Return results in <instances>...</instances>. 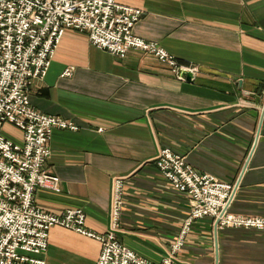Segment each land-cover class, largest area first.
Returning a JSON list of instances; mask_svg holds the SVG:
<instances>
[{"label":"crops","instance_id":"obj_1","mask_svg":"<svg viewBox=\"0 0 264 264\" xmlns=\"http://www.w3.org/2000/svg\"><path fill=\"white\" fill-rule=\"evenodd\" d=\"M141 9L133 33L155 42L189 71L180 78L153 55H113L86 32L65 30L50 67L29 89L32 106L74 123L53 129L45 167L58 190L35 202L60 214L80 209L86 227H109L111 187L123 177L117 239L159 264L188 216V196L154 164L162 148L200 172L234 184L231 214L264 218V0H116ZM70 76H64L66 69ZM4 135L21 133L4 125ZM197 220L177 264H264V231ZM98 241L61 227L49 230L46 264H96Z\"/></svg>","mask_w":264,"mask_h":264},{"label":"built area","instance_id":"obj_2","mask_svg":"<svg viewBox=\"0 0 264 264\" xmlns=\"http://www.w3.org/2000/svg\"><path fill=\"white\" fill-rule=\"evenodd\" d=\"M141 9L116 0H0V264H46L43 258L49 230L61 227L98 241L96 264H154L122 245L116 233L124 205L123 177L111 187L109 227L103 234L89 230L80 209L60 214L35 202L37 189L58 190L59 178L47 171L53 129L77 130L69 120L36 110L29 89L42 79L67 29L86 32L90 43L113 55L131 49L153 55L175 74L187 69L155 42L133 33ZM66 69L64 76H70ZM20 131L21 142L6 137L4 125ZM154 164L163 177L190 201V210L175 241L159 264H177L192 225L204 218L218 219V227L264 231V218L231 214L227 206L234 184L200 172L181 155L162 148Z\"/></svg>","mask_w":264,"mask_h":264},{"label":"water","instance_id":"obj_3","mask_svg":"<svg viewBox=\"0 0 264 264\" xmlns=\"http://www.w3.org/2000/svg\"><path fill=\"white\" fill-rule=\"evenodd\" d=\"M177 76L180 77V78H185V79L189 80V79H191L192 74L189 71L180 70L178 72ZM217 224H218V219H216L215 220V223H214V232H215V235H216V231H217Z\"/></svg>","mask_w":264,"mask_h":264},{"label":"rangeland","instance_id":"obj_4","mask_svg":"<svg viewBox=\"0 0 264 264\" xmlns=\"http://www.w3.org/2000/svg\"><path fill=\"white\" fill-rule=\"evenodd\" d=\"M238 216V215H237ZM245 217V216H244ZM217 227H218V225H217ZM256 230V229H255Z\"/></svg>","mask_w":264,"mask_h":264}]
</instances>
